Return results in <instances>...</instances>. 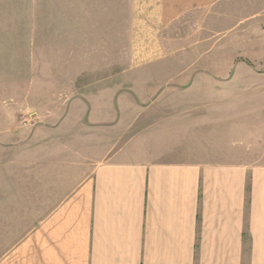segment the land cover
<instances>
[{"label": "crops", "instance_id": "crops-1", "mask_svg": "<svg viewBox=\"0 0 264 264\" xmlns=\"http://www.w3.org/2000/svg\"><path fill=\"white\" fill-rule=\"evenodd\" d=\"M60 1L66 58L83 60L85 0ZM140 1L142 21L130 0L125 24L131 65L101 82L77 73L66 101L49 104L65 108L60 123L28 134L24 151L14 125L21 102L0 99V264H264V147L245 134L246 122L258 129L259 106L249 113L230 100L228 84L181 82L189 70L143 67L187 50L177 43L188 34L179 40L175 28L213 22L219 0ZM0 22H37V0H0ZM99 22H108L105 57L115 59L116 20ZM16 42L0 35V59ZM5 72L1 90L16 98L20 72ZM29 97L23 106L36 108Z\"/></svg>", "mask_w": 264, "mask_h": 264}, {"label": "rangeland", "instance_id": "rangeland-1", "mask_svg": "<svg viewBox=\"0 0 264 264\" xmlns=\"http://www.w3.org/2000/svg\"><path fill=\"white\" fill-rule=\"evenodd\" d=\"M129 2L130 0H85V17L88 21L84 22L82 27L85 38L79 40L85 41V47L89 44L90 46L85 48V59L79 61L66 58L64 48L66 49L67 41L71 38H67L68 28L64 22H59L60 0H37V22H0V35H4L6 40L9 38L18 40L14 44L7 43L18 52H11V58L0 59V80L7 83L9 74L5 71L13 67L20 72L15 76V80L20 83V89L15 93L16 98H12L9 95L10 92L7 91V85L4 91L1 90L3 85L1 81L0 99L5 101V105L12 103L14 99L15 103L21 102V106L16 107L19 111L16 115L20 117L14 124L20 126V150L24 151L28 148V134L35 129L51 130L52 126L57 125L56 122L60 123L65 108L63 112L62 107L50 108L49 104H60L62 99H66L68 91H64L63 86H66V82L78 77L77 73H80L81 81L101 82L109 77L108 71L120 73L126 66L131 65L126 53L128 35L125 28L131 12ZM223 2L226 4L224 7H222ZM108 4L111 6L110 10H104L108 8ZM147 8L146 6L141 7L140 0H133V18L141 22L142 14L144 11L147 12ZM51 13H53L52 16L56 15V18L51 20L49 17ZM109 16L116 20V22H111L116 36L117 57L115 59L105 57L104 49H108L107 43H104L108 39V37L105 38L108 34V22H99L107 20ZM248 17H251L250 20L254 22H247ZM194 19L193 17L192 22H189L187 26H184V23L178 25L179 31L175 28L177 34L180 31L188 34L186 41L181 40L177 43L187 50H179L176 56L162 58L155 65L143 67L160 66L163 69L170 67L171 69L189 70L188 74L183 70L181 82L228 84L229 90L225 94L230 100L241 98L249 113H252L250 111L254 105L255 108L259 106L260 122L256 124L258 129L253 127L252 122H246L245 134L246 138L247 136L252 137L254 133L260 136L262 138L261 149H263L264 0H219L211 16L213 22H195ZM238 19L246 20L245 22H234ZM93 32L94 39L92 38ZM175 33L174 36H176ZM178 37L179 40L183 39L180 34ZM72 38V42L75 41V37L72 36ZM6 55L10 54L6 53ZM199 72L206 75L200 76ZM30 92L36 99V108L35 106H23L24 102L27 105V101L33 99L29 97ZM12 125L10 123L8 127ZM2 127H4L3 124ZM7 157L4 155V163ZM16 157L25 161L28 159V154H17ZM8 158L10 159L11 156ZM5 166L8 167L6 164ZM16 169L18 170L15 172L17 176L20 170H25L22 164L16 165ZM5 170L7 174L8 169ZM24 189L27 190V187ZM2 237L3 235H0V238ZM11 242L12 236L6 235L4 247ZM2 248L1 246V250Z\"/></svg>", "mask_w": 264, "mask_h": 264}]
</instances>
